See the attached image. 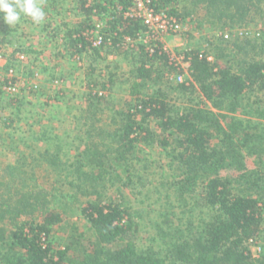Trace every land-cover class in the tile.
<instances>
[{"label": "trees", "instance_id": "1", "mask_svg": "<svg viewBox=\"0 0 264 264\" xmlns=\"http://www.w3.org/2000/svg\"><path fill=\"white\" fill-rule=\"evenodd\" d=\"M80 1L86 21L76 30H69L65 37L68 48L76 54L89 49L82 33L93 28L94 15L107 18V38L117 33L113 48L118 52L121 38H135L145 30L140 21L119 16L115 0H106V4L95 0L94 8H87L85 0ZM118 1L125 8L129 5V0ZM152 1L156 9L182 18L178 9L181 0ZM199 1L208 2L218 20L227 16L232 24L245 21L253 7L264 5V0ZM223 5L226 9L220 10ZM247 43L256 46L252 40ZM234 44L242 49L240 43ZM187 56L191 59L193 81L189 85L179 83L176 88L188 95L197 90L204 98L201 104L210 105L208 110L181 109L162 92L148 97L138 92L137 104L123 114L119 129L97 133L92 129L83 150L72 148L77 151L72 162L62 158L68 150L60 145L40 154L56 175L54 182H61L64 187L73 177L68 192L57 186L52 191L35 188L25 164H10L3 169L0 264H264V256L255 261L251 249L264 233V127L258 130V126L235 116L246 94L256 96L255 104L264 96V58L246 60L235 71L219 60L200 58L199 52H189ZM144 57L141 66L131 71V95L136 94L140 83L152 80L159 72L148 63L162 60L167 65L163 66L165 73L177 71L175 66H168L166 56L150 58L145 52ZM109 86L106 83L103 89L108 91ZM104 98L105 94L99 99ZM259 108L264 117V108ZM151 119L162 134L149 126ZM97 137L99 143L95 142ZM140 143L157 144L167 151L170 197L176 196L182 207L190 206L192 216L198 208L211 209L207 217L189 221L186 228L168 218L165 228L155 223L157 235L153 241L158 246L147 249H140L136 243L142 216L128 203L121 188L136 187L139 174L132 155ZM111 187L117 189V197H108ZM78 195L89 200L74 207V214L85 218L96 239L84 259L75 262L68 256L69 248L55 251L51 239L54 227L69 213L70 201L78 200ZM38 215L42 220H37Z\"/></svg>", "mask_w": 264, "mask_h": 264}, {"label": "rangeland", "instance_id": "2", "mask_svg": "<svg viewBox=\"0 0 264 264\" xmlns=\"http://www.w3.org/2000/svg\"><path fill=\"white\" fill-rule=\"evenodd\" d=\"M38 2L46 14L39 25L23 14L18 23L10 26L0 18V44L10 52L22 51L29 56L25 65L16 66L17 98L14 99V96L0 88L1 178L3 169L8 165L25 164L35 188L51 190L57 186L62 188V192H68V184L73 177L66 181L64 187L61 182H54L57 177L41 160L40 154L60 145L68 150L62 158L72 162L77 154L76 149L72 148L82 147L83 150L92 129L95 133L119 129L123 114L137 104L138 92L143 97L162 92L173 105L181 109H209V104L206 107L201 104L204 98L197 90L193 95H188L176 88L179 84L177 71L174 70L171 75L165 73L163 66L167 65L162 60L147 64L158 68L159 72L154 74L152 80L140 83L142 85L136 94L131 95L134 85L131 71L144 62L145 51L118 52L114 48H104L95 53L89 48L82 54H76L72 48H66L65 37L69 30H76L86 21L87 14L82 9L81 1ZM100 2L106 4L107 1ZM178 9L187 24V32L181 37H170L168 44L173 50L203 52L235 71L243 67L246 60L264 58V5L253 7L247 19L236 24H232L227 16L222 21L218 20V15H214V9L209 7L208 2L181 0ZM223 9H226V5L220 6V10ZM2 16L3 13H0ZM98 20L107 27V18L103 20L92 16L93 24ZM225 35L229 39H225ZM248 40H252L256 46L249 45ZM234 43H240L242 49H237ZM107 54L120 55L121 60L107 61L100 58ZM1 74L5 75V69L1 70ZM185 79L191 82L189 76H185ZM106 83L110 84L108 91L103 89ZM104 94V100L99 99ZM256 100V96L246 94L235 116L258 126L260 130L264 127V117L259 106L264 108V96L259 97L257 104L254 103ZM149 126L159 135L162 134L155 120L151 119ZM95 142L99 143L100 138L97 137ZM132 156L133 165L139 174L134 184L136 187L121 188L125 199L142 216L138 220L140 226L136 239L140 249L158 246L153 241L157 235L155 223H161L165 228V219L168 218L186 228L189 221H198L200 217H207L211 213L209 208H198L193 217L189 212L190 206L182 207L176 196L170 197L167 186L171 174L170 158L165 149L157 144L140 143ZM107 194L108 197L118 196L115 187H111ZM88 200L80 195L75 202L70 201L72 208L64 214L62 222L54 227L52 234L53 249L59 251L69 248L68 256L75 262L84 259L96 239L85 218L74 214V207L78 208ZM40 216L37 217L38 221L42 220ZM252 249L255 261L264 256V233Z\"/></svg>", "mask_w": 264, "mask_h": 264}, {"label": "built area", "instance_id": "3", "mask_svg": "<svg viewBox=\"0 0 264 264\" xmlns=\"http://www.w3.org/2000/svg\"><path fill=\"white\" fill-rule=\"evenodd\" d=\"M87 8H94L96 6L95 0H85ZM116 2V11L119 16H123L125 19H132L140 21L144 27V31L135 38L124 37L121 38L117 47L121 51L126 50H140L145 49V52L150 58L154 56H166L169 65L177 68V80L179 83H186L189 85L193 80L191 77V59L187 54L190 50L184 52L175 51L168 44V38L181 37L187 32V24L182 18H177L168 14L165 10H158L152 0H129V5L125 8L120 4L118 0ZM93 13L96 14L97 10L93 9ZM97 16V15H94ZM98 17V16H97ZM100 20L96 21L93 28L86 30L82 33L83 38L89 44V48L92 49H104L113 48V38L117 36V33L111 35L110 38L106 37L104 32L105 27ZM225 39H229L228 35H225ZM200 58H206L208 61H214L212 56L200 52ZM29 56L22 51L10 52L3 45L0 44V88L5 92L17 98V88L15 84L16 78V66H23L28 61ZM5 69V75L2 76L1 70ZM185 76H189L191 82L185 79ZM16 97V98H15ZM251 249L255 246L252 243ZM253 254H255L252 249Z\"/></svg>", "mask_w": 264, "mask_h": 264}, {"label": "clouds", "instance_id": "4", "mask_svg": "<svg viewBox=\"0 0 264 264\" xmlns=\"http://www.w3.org/2000/svg\"><path fill=\"white\" fill-rule=\"evenodd\" d=\"M0 17L7 25H14L20 21L21 14L31 18L34 24H41L45 19V12L38 0H0Z\"/></svg>", "mask_w": 264, "mask_h": 264}, {"label": "crops", "instance_id": "5", "mask_svg": "<svg viewBox=\"0 0 264 264\" xmlns=\"http://www.w3.org/2000/svg\"><path fill=\"white\" fill-rule=\"evenodd\" d=\"M168 40L170 41L171 38H168ZM66 48H68V47H66ZM100 58H102L104 60H107V61L108 60L109 61H120L121 60V56L120 55H115V54H107V55L102 56Z\"/></svg>", "mask_w": 264, "mask_h": 264}]
</instances>
